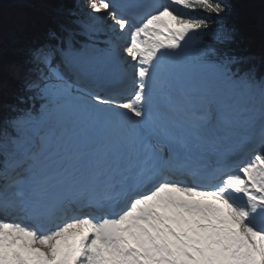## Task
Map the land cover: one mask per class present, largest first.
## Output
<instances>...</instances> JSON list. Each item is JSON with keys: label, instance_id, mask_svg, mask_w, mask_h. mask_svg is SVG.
Returning <instances> with one entry per match:
<instances>
[{"label": "snow or ice", "instance_id": "6c2138e0", "mask_svg": "<svg viewBox=\"0 0 264 264\" xmlns=\"http://www.w3.org/2000/svg\"><path fill=\"white\" fill-rule=\"evenodd\" d=\"M17 3L0 12V264H264V0H87L88 22ZM99 43L105 96L70 76ZM81 113L98 140L69 134Z\"/></svg>", "mask_w": 264, "mask_h": 264}, {"label": "bare ground", "instance_id": "6f19581e", "mask_svg": "<svg viewBox=\"0 0 264 264\" xmlns=\"http://www.w3.org/2000/svg\"><path fill=\"white\" fill-rule=\"evenodd\" d=\"M102 23V19H100ZM101 23L99 25H101ZM97 25V27L99 26ZM92 55H88V58L91 57ZM92 59H88L87 62H90ZM81 62H78L76 65H80ZM75 65V66H76ZM85 69H87V66H84ZM191 87H196L197 85L195 83H192ZM75 120V117L69 118V120L65 121V126L69 130L70 135H74L75 138L80 142V143H90L92 141H96L99 139V130L94 128L87 120L83 119V114L81 113V120L82 122L79 123L78 126H75L73 121ZM51 126H54V122H49ZM75 128L74 131L72 129ZM81 128L80 132H77L76 129Z\"/></svg>", "mask_w": 264, "mask_h": 264}, {"label": "trees", "instance_id": "16d2710c", "mask_svg": "<svg viewBox=\"0 0 264 264\" xmlns=\"http://www.w3.org/2000/svg\"><path fill=\"white\" fill-rule=\"evenodd\" d=\"M76 1H80L83 4H87V0H68L71 5H75ZM21 10V6L15 3V0H0V12L3 13L4 17L7 19L14 16ZM248 52L255 54L260 48V37L259 32L257 31L254 41L251 46L247 44L244 45ZM35 106L39 108V105L35 103Z\"/></svg>", "mask_w": 264, "mask_h": 264}, {"label": "rangeland", "instance_id": "374dc122", "mask_svg": "<svg viewBox=\"0 0 264 264\" xmlns=\"http://www.w3.org/2000/svg\"><path fill=\"white\" fill-rule=\"evenodd\" d=\"M15 3L18 4L16 0H15ZM77 3L80 5L79 13H80L81 17H82L86 22H88V20H87V18H88V9L86 8V5L83 4V3L80 2V1H76V2H75V4H77ZM18 5H19V4H18ZM99 19H102V20H103V16H102V14H101V16L99 17ZM98 27H101V28H103V29L106 30V29H107V23L104 22V21H102L101 25H99ZM101 33H103L104 35H106V32H101ZM103 50H104V48H103L102 50H100V51H90L88 55H93L94 58H96V57H97V58H100V59L106 58V56H105V52H104ZM259 53H260V48H259V50H258L255 54H256V55H259ZM104 56H105V57H104ZM187 80H189L190 82L194 80L195 83H197V80L199 81V78L197 77L195 71H192V72H190V74H189ZM199 82H200V81H199ZM187 84H188V83H187ZM37 100L40 101L39 99H37ZM41 102H42V101H41Z\"/></svg>", "mask_w": 264, "mask_h": 264}]
</instances>
